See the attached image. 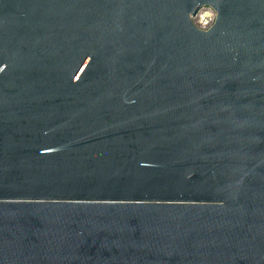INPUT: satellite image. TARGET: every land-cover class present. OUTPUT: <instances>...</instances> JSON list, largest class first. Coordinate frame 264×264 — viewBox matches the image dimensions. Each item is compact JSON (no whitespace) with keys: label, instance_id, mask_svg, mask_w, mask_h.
<instances>
[{"label":"water","instance_id":"obj_1","mask_svg":"<svg viewBox=\"0 0 264 264\" xmlns=\"http://www.w3.org/2000/svg\"><path fill=\"white\" fill-rule=\"evenodd\" d=\"M0 264H264V0H0Z\"/></svg>","mask_w":264,"mask_h":264},{"label":"built area","instance_id":"obj_2","mask_svg":"<svg viewBox=\"0 0 264 264\" xmlns=\"http://www.w3.org/2000/svg\"><path fill=\"white\" fill-rule=\"evenodd\" d=\"M193 22L201 29H209L217 17L216 9L211 5L202 6L196 14L191 15ZM207 21V23H205Z\"/></svg>","mask_w":264,"mask_h":264},{"label":"clouds","instance_id":"obj_3","mask_svg":"<svg viewBox=\"0 0 264 264\" xmlns=\"http://www.w3.org/2000/svg\"><path fill=\"white\" fill-rule=\"evenodd\" d=\"M205 23H207V21H205Z\"/></svg>","mask_w":264,"mask_h":264}]
</instances>
